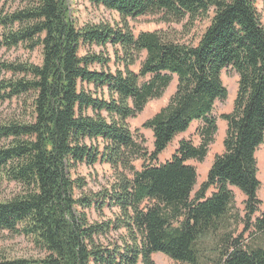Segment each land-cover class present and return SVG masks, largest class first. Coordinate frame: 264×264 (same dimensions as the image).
Here are the masks:
<instances>
[{
  "label": "trees",
  "instance_id": "obj_1",
  "mask_svg": "<svg viewBox=\"0 0 264 264\" xmlns=\"http://www.w3.org/2000/svg\"><path fill=\"white\" fill-rule=\"evenodd\" d=\"M87 1L116 12L121 24L78 27L68 0H0V50L42 56L41 64L0 61V74H10L0 80V102L30 109L27 118L0 125V177L22 188L0 201V231L31 238L44 252L0 264H155L157 253L182 264H264L256 158L264 144L260 0ZM146 15L210 22L196 43H180L157 31L135 35L128 19ZM108 46L114 58L92 50ZM228 69L239 81L234 110L223 116L224 152L195 192L198 174L189 162H203L215 140L214 111L228 97ZM175 78L167 104L143 125L153 133L149 153L130 121ZM194 124L197 142L180 141L159 163ZM98 163L110 167L112 179L98 192L85 191L76 171ZM232 188L246 198L243 217L233 213ZM239 223L244 229L236 235Z\"/></svg>",
  "mask_w": 264,
  "mask_h": 264
},
{
  "label": "rangeland",
  "instance_id": "obj_2",
  "mask_svg": "<svg viewBox=\"0 0 264 264\" xmlns=\"http://www.w3.org/2000/svg\"><path fill=\"white\" fill-rule=\"evenodd\" d=\"M70 16L78 27H83L86 24H110L119 25L121 24L120 16L113 11L106 9L103 6H95L89 3L87 0H68ZM261 21L264 26V6L260 0L257 4ZM209 19L198 21L195 25L187 24V21L176 24L163 21L159 15H146L137 18L128 19L127 23L130 29L135 35L142 32H161L167 37H171L174 41L180 43H196L199 36L209 26ZM191 29V31H188ZM92 50L96 53H102L104 56L114 58V52L110 46L107 49L100 47H93ZM86 49L81 50V55H84ZM11 60L19 59L23 61H29L34 64H41L42 56L40 51L30 53L24 49L19 50H0V61L10 62ZM144 57L138 63L132 67V70L136 73L139 72L141 62ZM108 67L114 72L116 69L114 61L110 62ZM10 74L1 73L0 80L9 78ZM222 80L227 88L228 97L225 101L216 104L214 117L217 121L218 132L215 136V140L209 148V153L206 159L198 163L196 161H190L189 164L193 165L197 170V184L195 186V192L199 191L202 184L207 179V174L217 156H220L224 152V139L227 131V121L223 119L224 115L232 114L235 106V100L238 91V74L233 69L225 70L222 74ZM177 86V79L175 78L170 88L165 92L161 99L151 101L145 110L139 114L136 118L130 121V126L133 133L138 137L142 136L144 139L143 146L151 153L154 150V139L151 130L143 128V125L151 119L162 107H164L169 98L175 92ZM30 110L29 107L25 106L22 102L14 101L10 103L0 102V125L9 124L10 120L15 118L23 119L27 118L26 111ZM198 124L192 125V127L185 133L178 136L168 149L159 157V163H165L171 159L172 155L178 148L180 141L182 140H194L197 142L196 130ZM5 141H2V144ZM257 166H258V178L261 182V188L258 193L259 199L262 201L260 207L261 211L264 212V144H262L256 154ZM139 167L140 162L136 163ZM77 177L84 178L87 183L85 191L98 192L102 187L106 186L112 179V171L108 165L96 164L94 166L82 165L78 167L76 171ZM75 175V176H76ZM234 193V206L233 213L239 214L241 217L244 216V203L245 196L236 188L231 189ZM22 192L20 185L12 183L5 178L0 177V201H10L16 195ZM212 191L208 194L210 196ZM106 215H110L108 210H104ZM92 220L98 219L96 213L93 211L90 214ZM233 229L236 235H239L243 231V224L239 223L234 225ZM44 256V252L35 246L34 241L31 238L25 237L20 234L10 233L9 231H0V259H13V258H27L36 259ZM155 264H182L169 258L168 256L157 253L153 255Z\"/></svg>",
  "mask_w": 264,
  "mask_h": 264
}]
</instances>
